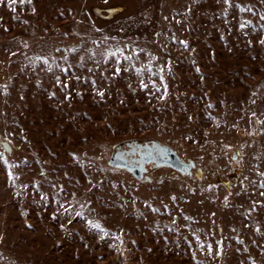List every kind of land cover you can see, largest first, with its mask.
Instances as JSON below:
<instances>
[{
  "label": "rangeland",
  "instance_id": "1",
  "mask_svg": "<svg viewBox=\"0 0 264 264\" xmlns=\"http://www.w3.org/2000/svg\"><path fill=\"white\" fill-rule=\"evenodd\" d=\"M261 13L260 0H2L0 152L7 137L5 155L21 165L13 183L0 162V264H264ZM105 37L109 48L143 49L136 65L122 60L114 74L108 57L97 67L86 53ZM49 54L61 65L67 56L73 71L35 61ZM148 61L156 75L141 77L135 67ZM152 142L192 163L191 172L162 167L146 181L109 165L119 147ZM50 184L63 185L66 198L75 193L84 215L57 211Z\"/></svg>",
  "mask_w": 264,
  "mask_h": 264
},
{
  "label": "snow or ice",
  "instance_id": "2",
  "mask_svg": "<svg viewBox=\"0 0 264 264\" xmlns=\"http://www.w3.org/2000/svg\"><path fill=\"white\" fill-rule=\"evenodd\" d=\"M0 2H2V0H0ZM8 2H9V6H11V4L13 3V0H8ZM28 2H31V0H28ZM260 2L264 3V0H260ZM223 3L227 6H231L232 0H223ZM240 10L243 12V11H251L252 9H251L250 5H241ZM33 11H35V9H33ZM225 15H227L226 12H225ZM261 16H262V18H264V13H261ZM249 23H251V22L249 21ZM239 26L241 29H244L246 27V24L244 22H241ZM96 30L101 31L98 28ZM107 39L108 38L105 37L102 39L93 40L92 44L94 45V47L87 50L86 55L88 53L91 54V57L95 61V64L97 67H99V64L101 63V61L107 63L108 60L106 58H108V57L114 58V60L116 62V65H117L116 66V73H114V74H118L121 71L122 64L120 62L122 60L126 61V62H130L134 66L136 65V61L138 60L139 55L143 51V49H140L139 47H136V46H132L131 48H125V47H121L119 44H117L114 48H109L105 45V41ZM173 39H176V37H173ZM260 42L264 43V39H262ZM129 43H131V42H129ZM179 43L182 44L184 47H188L187 41L181 40V41H179ZM249 43H251V40H249ZM25 47H27V45H25ZM97 48H100V51H97ZM56 51L59 52L60 49H56ZM65 51H67V49ZM71 51L75 52L76 49L73 48V49H71ZM97 56L100 57V60H95V57H97ZM60 59H62L64 61L63 65L58 63L56 56L53 54L35 56V61L43 62L45 65H47V71H49V72H52L54 67L59 68V70L65 75L69 74L70 71H73V66L71 65V62L69 61L67 56L61 57ZM84 59H85L84 56H81L78 63L83 64ZM155 59H158V58H155ZM170 64H171V61H169V66H170ZM169 70H171L170 67H169ZM199 70H200L199 67H197V71H199ZM135 71L141 77H143L145 71H147L148 73H151L152 75H156V73L154 71V65L152 64L151 61L140 63L138 66L135 67ZM163 71H164V68H163V66H161L160 67V75H159V79L161 81H164ZM76 79L80 80L81 77L76 76ZM55 80H56V83L59 84L62 89H67L69 87L68 83L62 82L58 76L55 78ZM37 83H39V81H37ZM149 83L152 85L153 88H155L157 90H159L161 87V85H157L156 81L151 79L150 77H149ZM149 83H145L143 78L140 80V86L143 88H148ZM92 84L95 86V84H96L95 79L92 80ZM2 87L4 88L5 92H7L8 86L3 85ZM163 88L165 89V95H166V89H167V83L166 82L163 84ZM97 92H98V95L100 97L104 96V91L102 89H97ZM71 95H72V93L70 91L66 92V98H70ZM51 96L55 97L56 93L52 92ZM2 143H3V147H4V152H0V162H2L6 166L7 171H8L9 180L11 182L15 183V181L19 178L20 174L15 173L13 171V169L15 167H19L21 165V162L20 161L11 162V161H9L8 157L5 155V153L11 152V147H10L11 142L8 140L7 137H5V140ZM72 155L75 159L79 160V156L76 153H72ZM24 162L25 163L27 162L26 157L24 158ZM257 170L259 171V169H257ZM41 175H46V171L42 170ZM260 175L264 176V173H260ZM50 186L52 188L56 189V199L58 202L57 211H62L66 214L72 212V213H75V215H77V216L84 215L83 211H80V212L75 211L74 205L79 206L82 210L86 207V204L81 203L76 198L75 193H72L71 198L69 199V198L62 196V194L65 192L63 185L58 186L55 184H50ZM260 186L264 187V180H262L260 182ZM21 187H27V185H21ZM35 188L37 190H40L41 199L42 200L45 199L46 194L41 190L39 181L35 182ZM171 198L173 200H175L176 196L173 195ZM87 203L90 204L91 201H88ZM164 208L167 209L168 206L164 205ZM91 211L92 210L89 209V212H91ZM152 211L159 212L160 209L155 208L153 206ZM55 216H56V213H53V218H55ZM69 223H71V221H69ZM173 223H175V221H173ZM88 225L94 229L101 230L103 232V236L110 235L109 230L107 228H104L98 220L94 221L92 219H89ZM61 227H64V225H61ZM169 230H171V229L169 228ZM259 230H260L259 225H257V231H259ZM192 235L194 236L195 242L199 246L201 251H204L205 246H206L207 250L209 252H211L212 244L210 242H208L206 244V242L204 240H202L201 237L199 235H197L195 232H193ZM117 239H120V237L117 236ZM188 243H189L190 247H192V242L188 241ZM217 245L222 249V241H217ZM193 257L195 258V248H193ZM196 264H200V262L197 260Z\"/></svg>",
  "mask_w": 264,
  "mask_h": 264
},
{
  "label": "flooded vegetation",
  "instance_id": "3",
  "mask_svg": "<svg viewBox=\"0 0 264 264\" xmlns=\"http://www.w3.org/2000/svg\"><path fill=\"white\" fill-rule=\"evenodd\" d=\"M157 142L152 143H128L123 147H119L117 152L122 153L123 157L128 161V163L132 166H143L144 168V179L150 178V174L162 167L160 166V159L165 160L167 157L164 155V152L161 150L159 145H156ZM154 148H156L154 150ZM148 154H150L151 159L149 162L145 163L146 158H148ZM191 169L186 170V174H189L194 167L192 163H190Z\"/></svg>",
  "mask_w": 264,
  "mask_h": 264
},
{
  "label": "water",
  "instance_id": "4",
  "mask_svg": "<svg viewBox=\"0 0 264 264\" xmlns=\"http://www.w3.org/2000/svg\"><path fill=\"white\" fill-rule=\"evenodd\" d=\"M155 144L160 146L161 150L164 152V155L167 157V159L165 160L160 159V166L172 168L173 170L178 171L182 174H186V170L191 169L190 163L183 162L172 148L161 145L159 143ZM155 149L156 148H154V150ZM148 158L149 159L146 158L145 163L149 162V160L151 159L150 154H148ZM109 165L111 167L125 170L131 173L138 180L144 179L143 174L145 170L143 166L140 167L130 165L128 161L123 157L122 153L116 152L111 157ZM145 180L150 181L149 178H146Z\"/></svg>",
  "mask_w": 264,
  "mask_h": 264
}]
</instances>
